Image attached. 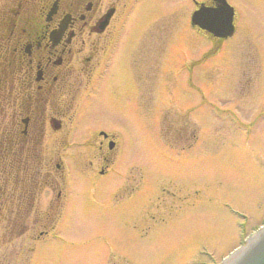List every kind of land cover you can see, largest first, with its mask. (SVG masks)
<instances>
[{
    "label": "rangeland",
    "instance_id": "obj_1",
    "mask_svg": "<svg viewBox=\"0 0 264 264\" xmlns=\"http://www.w3.org/2000/svg\"><path fill=\"white\" fill-rule=\"evenodd\" d=\"M227 2L233 35L214 42L188 26V60L201 53V62L192 73L172 66L154 108L95 97L81 116L92 125L73 129L74 145L70 130L45 131L43 156L53 157L43 169L57 170L59 185L42 199L61 197L32 205L26 233L10 242L1 210L0 264H223L247 244L264 224V0ZM99 128L117 136L105 175Z\"/></svg>",
    "mask_w": 264,
    "mask_h": 264
},
{
    "label": "flooded vegetation",
    "instance_id": "obj_2",
    "mask_svg": "<svg viewBox=\"0 0 264 264\" xmlns=\"http://www.w3.org/2000/svg\"><path fill=\"white\" fill-rule=\"evenodd\" d=\"M201 4L212 1L0 0V216L8 211L3 241L26 233L32 205H58L60 190L54 200L42 199L45 189L59 185L57 170L43 169L53 157L43 156L45 131L70 130L66 145H74L73 129L92 125L81 116L95 97L120 95L129 109L154 108L157 82L171 77L172 66L184 64L192 73L201 62V53L188 60L186 46L188 26L199 37L205 33L189 25ZM95 133L102 150L97 172L105 175L117 136L101 128ZM77 141L88 144L89 138ZM86 161L88 169L93 160Z\"/></svg>",
    "mask_w": 264,
    "mask_h": 264
},
{
    "label": "water",
    "instance_id": "obj_3",
    "mask_svg": "<svg viewBox=\"0 0 264 264\" xmlns=\"http://www.w3.org/2000/svg\"><path fill=\"white\" fill-rule=\"evenodd\" d=\"M215 5H202L191 16L192 24L214 36L226 37L234 31L233 7L226 0H213ZM225 264H264V227L259 229Z\"/></svg>",
    "mask_w": 264,
    "mask_h": 264
},
{
    "label": "bare ground",
    "instance_id": "obj_4",
    "mask_svg": "<svg viewBox=\"0 0 264 264\" xmlns=\"http://www.w3.org/2000/svg\"><path fill=\"white\" fill-rule=\"evenodd\" d=\"M252 238H254V237H252Z\"/></svg>",
    "mask_w": 264,
    "mask_h": 264
}]
</instances>
